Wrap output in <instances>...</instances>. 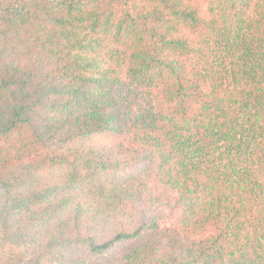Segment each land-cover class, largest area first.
I'll use <instances>...</instances> for the list:
<instances>
[{
  "label": "trees",
  "instance_id": "16d2710c",
  "mask_svg": "<svg viewBox=\"0 0 264 264\" xmlns=\"http://www.w3.org/2000/svg\"><path fill=\"white\" fill-rule=\"evenodd\" d=\"M0 264H264V0H0Z\"/></svg>",
  "mask_w": 264,
  "mask_h": 264
},
{
  "label": "rangeland",
  "instance_id": "374dc122",
  "mask_svg": "<svg viewBox=\"0 0 264 264\" xmlns=\"http://www.w3.org/2000/svg\"><path fill=\"white\" fill-rule=\"evenodd\" d=\"M111 142L103 137H96L88 142L92 146H109Z\"/></svg>",
  "mask_w": 264,
  "mask_h": 264
}]
</instances>
